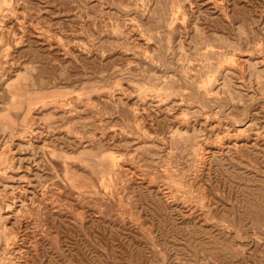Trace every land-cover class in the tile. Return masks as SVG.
I'll list each match as a JSON object with an SVG mask.
<instances>
[{"label": "rangeland", "instance_id": "obj_1", "mask_svg": "<svg viewBox=\"0 0 264 264\" xmlns=\"http://www.w3.org/2000/svg\"><path fill=\"white\" fill-rule=\"evenodd\" d=\"M0 264H264V0H0Z\"/></svg>", "mask_w": 264, "mask_h": 264}]
</instances>
